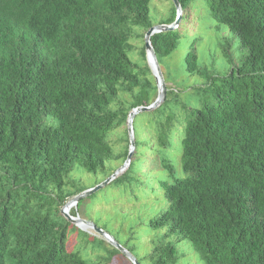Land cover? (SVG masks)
<instances>
[{
  "label": "trees",
  "instance_id": "16d2710c",
  "mask_svg": "<svg viewBox=\"0 0 264 264\" xmlns=\"http://www.w3.org/2000/svg\"><path fill=\"white\" fill-rule=\"evenodd\" d=\"M179 2L186 16L202 12L198 31L190 38L183 21L152 36L167 96L133 123L136 151L153 145V167L132 161L111 182L141 202L156 180L152 244L139 251L116 240L140 264H179L182 241L205 264H264V0ZM152 4L0 0V264H120L118 248L61 209L92 188L74 177L78 168L110 177L123 141L127 159L129 130L125 140L119 130L158 97L145 34L178 11L171 0L156 23ZM177 51L185 54L173 70L166 59ZM175 73L198 79L175 85ZM143 236L134 230L129 242Z\"/></svg>",
  "mask_w": 264,
  "mask_h": 264
},
{
  "label": "rangeland",
  "instance_id": "374dc122",
  "mask_svg": "<svg viewBox=\"0 0 264 264\" xmlns=\"http://www.w3.org/2000/svg\"><path fill=\"white\" fill-rule=\"evenodd\" d=\"M170 7L171 0H153L152 16L154 22L158 23L163 15L168 14ZM201 13L202 12L198 13L197 9H190V12L187 14V16L185 13H182V15L180 16V22L178 24L174 22L173 25H175V28H178L179 25L182 28L181 23L184 21L185 25L183 26V28L186 30V33L189 35V37L192 38L195 32L198 31L196 24L199 21V16L202 15ZM223 28L228 30L227 27ZM230 36L231 38H233L234 35L230 34ZM132 42L137 45L136 51L133 52V57L136 59H141L140 48H143L144 46L143 38L133 39ZM234 43H236L237 45L238 40H234ZM184 54V52L180 54L179 51H177L166 59L172 64L173 70L176 69L181 60H183ZM209 56L210 55L206 57L207 62H210L212 60ZM140 62L143 61L140 60ZM163 70L164 69L162 68V72ZM180 76L181 74L177 75L175 73V77L173 78L172 83L175 85L184 84L185 79H182L183 77L179 78ZM197 79L198 77H191L187 81H185V85H194ZM190 90L193 89L190 88ZM127 127L128 122L119 130V137H121L123 140H125V129H127ZM125 144L126 143H124L123 141L114 146L115 155L120 156V158L112 160L109 163L110 166L118 167L119 169L126 163L128 157L126 160L124 159V157H121V155L125 153ZM152 147L153 145L150 146V148L142 147V145H140L136 151L135 146L136 152L134 151L129 166L131 162L134 161V167L140 166L144 168L145 171H149V168L153 167V161L155 160L154 156H152L153 152H149V149H151ZM129 148L131 150V143L129 144ZM74 177L80 178L81 184L88 187H94L107 179V176H105L103 173L94 175L87 172V170H85L83 167L78 168L74 172ZM155 181L156 180H154L153 178L149 179L150 186L147 189L146 193H143L144 197L141 202L136 201L134 195L130 194V189H127L125 185H120V187H117L112 185L110 182L100 190L92 193L87 197H84L85 200L82 201L80 205V211L77 216L94 222L95 225L112 234L124 245H128V243H140V245L138 244L139 251H141V248L150 250L152 244L150 241L152 234H150V232L146 234L147 229H145V227L148 228L147 223H149V219L152 216V207L155 203L154 199L156 195L151 192V187L155 185ZM72 210H77V206L73 207ZM80 229L83 230L82 228ZM134 230L139 231V233H142L144 235L141 239V242L139 240H131L129 242L130 235ZM83 231H86L93 235L98 234L94 229H92L91 231ZM76 246V237L75 235H72L69 242V250H73ZM178 247L181 255L179 264H205L200 255L187 241H182L178 245ZM129 261H131L129 257L123 254V256L119 257L117 262H120V264H129Z\"/></svg>",
  "mask_w": 264,
  "mask_h": 264
},
{
  "label": "water",
  "instance_id": "95a60500",
  "mask_svg": "<svg viewBox=\"0 0 264 264\" xmlns=\"http://www.w3.org/2000/svg\"><path fill=\"white\" fill-rule=\"evenodd\" d=\"M177 11H178V17L177 20L175 21L176 24H178L180 22V16L182 15L183 11H182V7L181 4L179 2V0H173ZM175 28V25L173 24H156L153 27H151L145 34V46H146V53H147V61L149 66L151 67L152 73L156 78L157 84H158V97L157 99L150 105L148 106H138L136 108H134L129 116H128V130H129V134H130V142H131V150L129 152L128 155V159L126 161V163L119 169H117L110 177H108L105 181L99 183L98 185L86 189L84 191H82L81 193L75 195L74 197H72V199L70 201H68L63 208L61 209L62 214L73 224L79 226L80 228H82L79 225V221L85 222L88 225H90L101 237H103L105 240H107L109 243H111L112 245H114L116 248H118L124 255H126L127 257H129V259L134 263V264H140L137 260V258L126 248L124 247L120 242H118L116 240V238L110 234L109 232L105 231L104 229L98 227L97 225L94 224V222L89 221L87 219H83L80 216H74L71 214L70 212V207L73 206H77L78 203L84 198L87 197L89 195H91L92 193L100 190L101 188H103L105 185H107L108 183H110L112 180H114L116 177H118L121 173V171H125L127 169V167L129 166V163L132 159L133 153L135 151V138H134V119L136 117V115H138L140 112H145V111H151L154 110L155 108H157L158 106H160L164 100L166 99L167 96V83L165 81V77L164 74L162 72L160 63L158 61L156 52L154 50V47L152 45V36L155 33H159L162 31H169ZM156 66V68L154 67V65ZM158 68V70H156ZM83 229V228H82ZM85 230V229H83Z\"/></svg>",
  "mask_w": 264,
  "mask_h": 264
},
{
  "label": "bare ground",
  "instance_id": "6f19581e",
  "mask_svg": "<svg viewBox=\"0 0 264 264\" xmlns=\"http://www.w3.org/2000/svg\"><path fill=\"white\" fill-rule=\"evenodd\" d=\"M153 65H154V67L156 68L155 64H153ZM156 70H158V68H157ZM122 172H124V171H121V173H122ZM73 207H75V206H73ZM73 207H70V211L72 210ZM79 225H80L83 229H85V230H87V231H91V230L93 229L90 225H88L87 223L82 222V221H79Z\"/></svg>",
  "mask_w": 264,
  "mask_h": 264
},
{
  "label": "clouds",
  "instance_id": "9594fccd",
  "mask_svg": "<svg viewBox=\"0 0 264 264\" xmlns=\"http://www.w3.org/2000/svg\"><path fill=\"white\" fill-rule=\"evenodd\" d=\"M76 207V206H75ZM71 212V211H70Z\"/></svg>",
  "mask_w": 264,
  "mask_h": 264
}]
</instances>
